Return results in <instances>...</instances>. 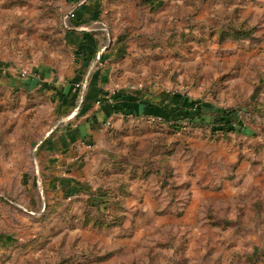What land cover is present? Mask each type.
I'll list each match as a JSON object with an SVG mask.
<instances>
[{"label": "rangeland", "instance_id": "1", "mask_svg": "<svg viewBox=\"0 0 264 264\" xmlns=\"http://www.w3.org/2000/svg\"><path fill=\"white\" fill-rule=\"evenodd\" d=\"M4 2L0 63L15 82L0 79V214L17 235L8 264H264V0H102L105 90L159 88L208 106L194 126L128 115L117 128L110 112L64 173L44 167V151L69 115L20 72L53 47L54 60L71 57L62 34L80 0ZM218 108H233L242 129L212 134Z\"/></svg>", "mask_w": 264, "mask_h": 264}, {"label": "crops", "instance_id": "2", "mask_svg": "<svg viewBox=\"0 0 264 264\" xmlns=\"http://www.w3.org/2000/svg\"><path fill=\"white\" fill-rule=\"evenodd\" d=\"M156 1L143 0L145 4L150 2L151 5H155ZM6 7L7 4L5 2L4 5L0 6V13L6 14L5 17L7 16ZM102 8H104L102 0H80L75 10L72 11L73 16L68 17L72 29L63 31L62 34L64 44L71 48V57H66L64 60H60V57H58L54 60L55 47H53L51 50L49 49L48 56L41 60H36L37 63L32 62L31 67L27 68L28 72L22 76L26 80L21 79V82L18 83L20 84L24 81L31 88L38 87V89H44L51 95L53 94L52 97L55 99L56 104L55 109L58 113L69 115L65 127L60 130L61 132L56 138L57 144L48 148V151H44L52 158L44 166L48 169L59 167L62 168L64 173L69 168V162L65 164L64 159L68 160V158L70 159L71 156L77 153L79 142L87 143V145L92 144L91 140L93 141L95 138V126L101 125L100 129H102L104 123L108 122V118L112 114H115L113 123L117 128L124 126L123 119L128 115L133 116L131 121L134 119L138 120L143 115L153 116L150 113H146V108H148V112L155 110L156 104L169 94L168 91L159 88H153V90L148 88L146 90L148 92L140 90L137 95L140 100L134 96L138 91H132L125 98L126 100H131L128 102H131L132 109H126V113L120 115V118L118 114L123 112L111 111L109 106L101 102V93L107 89L105 86L109 82L113 71V66L109 61V52H101L103 39L98 22ZM17 10L19 8H16V12ZM37 38V33H30V41H27V43L31 45V54H33V46L37 44ZM92 63L95 64L94 69L89 71ZM56 65H59L58 68L55 67ZM3 68L4 63H0V79L3 78L6 81L9 79V85H15L14 80L10 78L7 72H4ZM21 70L22 68H20L19 72ZM119 88L124 87L120 86L113 90ZM78 94L81 97L79 104L76 101ZM144 99L150 104L146 108ZM153 117L159 118L157 116ZM56 157H59V160L61 158L63 161L57 163ZM4 221V214H0V264H8L6 260L8 249L17 242L16 234L3 229L5 228Z\"/></svg>", "mask_w": 264, "mask_h": 264}, {"label": "trees", "instance_id": "3", "mask_svg": "<svg viewBox=\"0 0 264 264\" xmlns=\"http://www.w3.org/2000/svg\"><path fill=\"white\" fill-rule=\"evenodd\" d=\"M132 91H138L134 96L137 97V99H140L137 96L140 90L124 87L113 91V93L107 97L105 96L106 91L102 92L100 100L103 104L109 106L111 111H121L126 113V109L132 108L130 105L131 102H128L131 100H126L125 98L131 94ZM161 100L162 101L156 104L155 110L148 112V108H146V106H149L150 104L144 99V106L147 111L146 113L157 116L164 121L172 122L175 127L179 126L178 120H185L187 124L192 126H194V124L203 123L201 118L198 117L199 112L202 108L205 109L208 104L200 103L199 101L178 92L170 93ZM196 117L198 120L194 123V119ZM243 125L244 123L236 116L233 108H218L215 113L214 121L209 125V127L212 134L221 133L223 135L234 132L235 130L238 131V129L241 130ZM99 203L100 201L97 200L96 206H99ZM114 204H117V202H114Z\"/></svg>", "mask_w": 264, "mask_h": 264}, {"label": "built area", "instance_id": "4", "mask_svg": "<svg viewBox=\"0 0 264 264\" xmlns=\"http://www.w3.org/2000/svg\"><path fill=\"white\" fill-rule=\"evenodd\" d=\"M20 73H21L22 76H24V75L26 74L25 71H21ZM130 88H133V87H130ZM105 91H106L105 96L107 97V96H109L111 93H113V91H115V90H112V91L105 90Z\"/></svg>", "mask_w": 264, "mask_h": 264}]
</instances>
